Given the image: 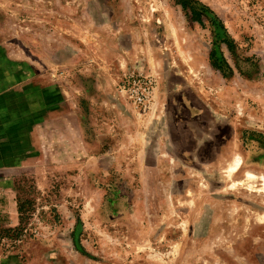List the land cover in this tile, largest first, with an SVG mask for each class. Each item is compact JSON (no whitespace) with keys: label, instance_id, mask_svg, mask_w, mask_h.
I'll return each instance as SVG.
<instances>
[{"label":"rangeland","instance_id":"1","mask_svg":"<svg viewBox=\"0 0 264 264\" xmlns=\"http://www.w3.org/2000/svg\"><path fill=\"white\" fill-rule=\"evenodd\" d=\"M47 84L65 99L48 120ZM194 90L210 115L190 157L168 111L201 106ZM260 152L264 0H0V264H257L232 238L263 219Z\"/></svg>","mask_w":264,"mask_h":264},{"label":"crops","instance_id":"2","mask_svg":"<svg viewBox=\"0 0 264 264\" xmlns=\"http://www.w3.org/2000/svg\"><path fill=\"white\" fill-rule=\"evenodd\" d=\"M120 48H122V47H120ZM120 48H119V50H122ZM121 56L123 57L124 55H121ZM124 58L129 59L127 56H124ZM179 62H181V65H183L182 61L178 59L177 63H179ZM127 64L128 63L126 62V65ZM47 65H48V63H47ZM84 66L87 67L85 70H89V73H91V74L94 73V75H97V73L99 72V69H101L98 67H102L101 65H96V61H95V64L90 62L89 64H85ZM111 74H114V72H111ZM95 77H97V76H95ZM97 81H98V79H97ZM59 88L60 87L58 85L57 89H59ZM41 92H42L41 93V105H42V108L44 109L43 113H45L46 119L48 120L47 116H49L50 113H53L52 109L57 108L56 111H58V114H59V111L61 110V106L64 103L65 99L60 92H57L56 94L52 93L50 91L49 84L43 85ZM190 94H191V97L193 99L197 100V102L199 100V104L201 106H199L197 108L184 107L183 109L175 107L171 112L169 110L168 113H170L171 117H172L171 118L172 126L170 125V130L172 132L178 130V127H177L178 125L180 126V131H183V130L186 131V127H187L189 133L184 132V136L190 135L192 137V139H194V138L198 139V142L195 146L189 144L188 145L189 148L188 147L184 148L186 151L190 150L189 156L192 157L193 153H194L193 148L198 149V148L204 147V142H200V140L202 139V135H196V134L199 133L200 131L205 130L204 129L205 126H208L207 125L208 122L204 123L201 120H203L204 115H210V113L208 111L209 108L207 107L209 104H208V102H206L203 94H201L195 90L190 92ZM212 110H213V108H212ZM217 111H218V108L215 112H217ZM212 112L214 113V110ZM148 113H150V114H148ZM163 113L166 114V112H164V111H163ZM147 115H150V118H152L154 115V111L153 112L148 111ZM181 115H184L185 118L182 119V117H177V116H181ZM198 118L201 119L200 120L201 122L198 121ZM206 120H207V118H206ZM216 125H218V124L216 123ZM132 129H130V130L132 131ZM140 130L138 129V131H140ZM141 132H142V139L146 142L147 141L146 131L142 128V131H140V134H141ZM170 135H171V133H170ZM178 146L179 145H174V153L172 152V163L174 165H177L178 162H182V160L180 161V159H181L183 151H182V149H180L181 146L179 147L180 150L176 149ZM259 155L264 156V152H260ZM191 159H193V158H191ZM245 160H246V154L241 159V162H240L238 169L241 168L242 166H244ZM201 162H204V160H201ZM256 166H258V165L256 164ZM249 167H252V166H249ZM176 168H177V166L172 165V179L178 178ZM237 171H235L233 173V175L236 174ZM239 171H240V169H239ZM248 172H250V171H248ZM261 173L264 174V171H261L260 174ZM232 176H231V178H232ZM258 177L260 178L261 176H258ZM248 203H249L248 208H247L248 211L250 210L252 212L253 211L257 212L258 209L264 210L263 207H257L256 205H254L250 202H248ZM259 216H262L263 219L257 220L254 218H250V219H248V222H246V223H242V222H240V220L236 223L235 226H239V228H241V229L235 230L234 231V237L232 238V241L234 243L233 250H232V254L234 255L233 258H235V259L236 258H244V259H249V260L254 259V260H257V264H264V212L259 213ZM252 263L256 264L255 261L254 262L252 261Z\"/></svg>","mask_w":264,"mask_h":264},{"label":"built area","instance_id":"3","mask_svg":"<svg viewBox=\"0 0 264 264\" xmlns=\"http://www.w3.org/2000/svg\"><path fill=\"white\" fill-rule=\"evenodd\" d=\"M129 97L136 106L145 107L150 96V80L146 76L131 75L128 83L123 85Z\"/></svg>","mask_w":264,"mask_h":264},{"label":"bare ground","instance_id":"4","mask_svg":"<svg viewBox=\"0 0 264 264\" xmlns=\"http://www.w3.org/2000/svg\"><path fill=\"white\" fill-rule=\"evenodd\" d=\"M240 162H241V157H237L235 159V161L233 163L230 164V166L228 167V169L226 170L227 172V175L229 178H231V176L233 175V173L238 169L239 165H240ZM258 178V176L252 172H247L246 174V179L249 181V182H255V180ZM260 180H261V188H258L259 191H264V175H261L260 177ZM233 182V181H232ZM237 184H241V181L240 182H233V185L232 186H235ZM242 184H245V183H242ZM248 185V184H247ZM246 187V186H245ZM257 190V189H256Z\"/></svg>","mask_w":264,"mask_h":264},{"label":"trees","instance_id":"5","mask_svg":"<svg viewBox=\"0 0 264 264\" xmlns=\"http://www.w3.org/2000/svg\"><path fill=\"white\" fill-rule=\"evenodd\" d=\"M183 4V2H182ZM184 5V4H183ZM192 14L197 16L198 21H202V17L200 15V12H198L195 8L192 10ZM21 207V206H20Z\"/></svg>","mask_w":264,"mask_h":264}]
</instances>
